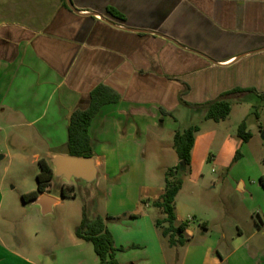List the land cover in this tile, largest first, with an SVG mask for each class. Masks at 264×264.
I'll return each mask as SVG.
<instances>
[{"label": "crops", "instance_id": "crops-1", "mask_svg": "<svg viewBox=\"0 0 264 264\" xmlns=\"http://www.w3.org/2000/svg\"><path fill=\"white\" fill-rule=\"evenodd\" d=\"M71 1L78 13L64 0H0V165L9 157L3 149L10 140L31 145L36 163L68 157L72 114L87 110L92 92L106 87L119 100L103 106L90 126L97 185L86 189L75 183H52L42 193L57 200L54 215L63 201L83 196L93 220L101 214L102 179L115 180L123 168H129L121 182L145 183L150 174L146 148L150 145L163 153L167 146L175 152V133L183 131L179 117L206 119L207 110L184 103L202 105L234 88L254 89L264 96V0ZM109 8L122 17L109 13ZM245 96L233 101L239 105ZM200 131L191 152L192 166L205 151ZM237 146L231 142L228 149L232 152ZM14 158L22 165L29 161L13 155L0 176V264H85L88 254L96 255L93 245L88 247L75 234L69 238L71 246L56 251L61 242L58 239L54 246L53 234L40 226V210L23 202L24 195L37 191L33 175L6 188L5 176ZM179 164L177 156L165 175ZM140 187L147 212L106 214L137 222L127 231L112 226L115 243L131 246L149 263L166 264L156 227L164 215L152 205L165 193V176L162 186ZM177 198L176 225L187 224L185 237L190 243L192 224L180 216L183 205ZM24 207L32 215H24ZM152 208L159 214L156 220L149 214ZM201 225L208 233V224ZM164 239L176 251L189 244L171 247ZM188 253L190 249L186 260Z\"/></svg>", "mask_w": 264, "mask_h": 264}, {"label": "rangeland", "instance_id": "rangeland-1", "mask_svg": "<svg viewBox=\"0 0 264 264\" xmlns=\"http://www.w3.org/2000/svg\"><path fill=\"white\" fill-rule=\"evenodd\" d=\"M179 120L183 131L195 125L201 128L200 137L205 138V151L197 159L196 166L190 163L187 168L183 175V189L177 198L183 205L180 216L192 224L190 243L185 249L173 250L169 248L160 231L166 264H208L213 263V260L220 262L223 259L225 261L222 264H264V96L249 92L239 105L232 100L230 116L221 123L199 117L181 116ZM244 122L248 126L247 132L252 134L248 143L238 137L239 126ZM13 142L8 141L9 149H3V152H9V157L0 165V176L4 174L6 166H9L8 161L12 160L13 155H24L29 161L22 165L14 158L13 164L7 170L9 173L5 176L6 188L12 189L19 179L32 175V182L34 186L37 185L36 174L40 173V167L33 160L35 149L31 145H17ZM231 142L233 145L238 144L232 152L228 149ZM153 148L149 145L144 151L150 173L145 183L121 182L128 174L129 168H123L115 180L102 179L100 182L101 214L98 217L104 219L113 238L112 226L127 231V228L134 227L137 222L124 220L123 215L107 220L106 214H124L133 210L147 212L139 196L140 192L142 193L140 186H162L165 172L172 168L177 160V155L169 150L170 147L166 146L163 153L155 152ZM237 151H240V156L239 160L235 161ZM155 156H158V159ZM240 185L243 189H240ZM128 194L131 196L128 197ZM59 197L61 198L62 194ZM84 209L85 199L77 194L74 200L63 201L55 209V215L46 218L39 215L40 226L53 234L51 241L54 246L58 245V239L61 242L56 251L61 252L71 246L69 238L75 237V231L82 222ZM22 212L27 216L33 213L25 207ZM149 214L155 220L159 218L158 212L153 208ZM202 223L208 224V233H205ZM42 239L41 237L39 240ZM29 243H32V240H29ZM87 245L92 247L89 243ZM120 248L124 250L117 252L116 259L119 264H155L149 263L145 255H141V252L131 246ZM187 249H190L188 260ZM120 254L125 255L121 260L118 259ZM132 258L131 263L128 260ZM97 263L94 252L87 255L85 264Z\"/></svg>", "mask_w": 264, "mask_h": 264}, {"label": "trees", "instance_id": "trees-1", "mask_svg": "<svg viewBox=\"0 0 264 264\" xmlns=\"http://www.w3.org/2000/svg\"><path fill=\"white\" fill-rule=\"evenodd\" d=\"M64 4L66 1L64 0ZM109 13L114 16L122 17L115 9L109 8ZM254 89H232L222 94L218 99L202 104L193 105L184 103L191 109L207 110V120H213L215 123L226 121L231 113L232 100L238 99ZM263 97V96H262ZM119 98L109 89L100 86L91 94L90 107L84 111H75L70 119L68 128V156L75 158H93L94 148L90 137V126L100 112L103 106L117 103ZM247 124L244 122L238 129V137L248 143L252 134L247 132ZM200 131L199 126H191L184 131H177L174 136V149L180 163H185L186 167L182 168L180 164L165 175V193L158 200L152 203L154 208L159 209L164 215V219L156 221V227L161 231L164 238L168 239L171 247H185L189 239L185 237L187 224L176 225L175 201L181 191L184 183L183 175L191 163V152L195 144V135ZM240 151L236 152L235 161L239 160ZM40 173L37 175V191L24 195V203L31 202L40 194L46 192L52 187L53 170L45 159L39 162ZM264 186V185H263ZM63 197L68 195L63 191ZM136 218V216H131ZM112 220V218H106ZM76 236L91 243L99 259V264H119L116 255L124 249L117 247L113 235L106 227L104 219L97 217L90 219L86 210L83 211V218L80 226L75 231Z\"/></svg>", "mask_w": 264, "mask_h": 264}, {"label": "water", "instance_id": "water-1", "mask_svg": "<svg viewBox=\"0 0 264 264\" xmlns=\"http://www.w3.org/2000/svg\"><path fill=\"white\" fill-rule=\"evenodd\" d=\"M66 3L69 9L78 13V11L74 9L71 0H66ZM48 164L53 170L52 183H75L86 189H92L98 183V170L92 158L57 156L49 158ZM180 166L182 168L186 167L183 162L180 163ZM56 204V199L43 194L30 202L31 207H37L43 217L53 216Z\"/></svg>", "mask_w": 264, "mask_h": 264}]
</instances>
